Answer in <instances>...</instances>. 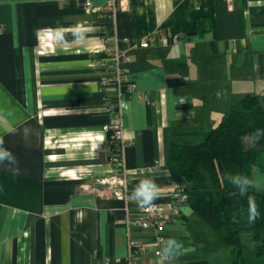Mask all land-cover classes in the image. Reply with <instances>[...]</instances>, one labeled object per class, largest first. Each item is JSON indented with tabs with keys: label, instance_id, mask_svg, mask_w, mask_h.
Wrapping results in <instances>:
<instances>
[{
	"label": "crops",
	"instance_id": "obj_1",
	"mask_svg": "<svg viewBox=\"0 0 264 264\" xmlns=\"http://www.w3.org/2000/svg\"><path fill=\"white\" fill-rule=\"evenodd\" d=\"M90 1L95 10L0 0V147L15 157L0 163V264L116 262L132 240L133 264H264L248 234L235 263L187 204L160 230L125 223L142 209L131 196L140 180L156 183L161 204L181 184L167 163L172 140L198 139L246 94L264 106V0ZM109 34L146 99L115 80L100 86L104 67L93 64L107 58ZM106 95L122 113L128 200L99 182L111 170ZM252 177L264 189V171ZM170 238L182 248L163 260Z\"/></svg>",
	"mask_w": 264,
	"mask_h": 264
},
{
	"label": "trees",
	"instance_id": "obj_2",
	"mask_svg": "<svg viewBox=\"0 0 264 264\" xmlns=\"http://www.w3.org/2000/svg\"><path fill=\"white\" fill-rule=\"evenodd\" d=\"M198 137L172 140L167 157L187 193L185 204L221 245L231 249L235 263L243 259L244 234L256 242L257 254L264 256V189H250L241 196L226 178L237 173L252 177L255 168L264 171V106L259 96H242L216 126ZM249 196L260 213L254 222L248 219Z\"/></svg>",
	"mask_w": 264,
	"mask_h": 264
},
{
	"label": "built area",
	"instance_id": "obj_3",
	"mask_svg": "<svg viewBox=\"0 0 264 264\" xmlns=\"http://www.w3.org/2000/svg\"><path fill=\"white\" fill-rule=\"evenodd\" d=\"M230 9L233 8V0H225ZM83 5L86 9L95 10L92 6L90 0H83ZM155 39L154 35H147L142 38L138 45L140 47H148L150 42ZM124 42H128V38L124 37L121 39ZM104 52L107 58L101 62H95L93 65H101L104 67V73L100 79V86L107 89L108 84L111 80H115L119 83L126 84V90L128 92L135 91L139 99H146V96L135 90V82L128 69L122 68L121 63L128 60V55L126 54V49L119 47L118 41L113 34L106 35L104 38ZM105 106L110 115L108 122V144L110 147V154L108 156V161L111 164V170L109 174L103 178L99 179L100 183L106 184L108 189L116 198L128 200L129 195L127 191V186L129 182L128 169L125 167L123 158V149L126 144L124 128L122 123V113L117 106L112 101L109 95L104 98ZM187 201V193L184 191L181 184H177L172 192V198L165 204L153 203L151 208H142L140 210L139 216L125 221V223L134 226L139 229H152L160 230L165 222L174 220L175 216L179 212L180 206L185 204ZM168 212L167 216L165 212ZM162 240L161 237L158 238V242ZM140 254V248L135 241H130L129 252L124 258L117 260L116 262H95L93 264H133V261ZM160 255V252H157Z\"/></svg>",
	"mask_w": 264,
	"mask_h": 264
},
{
	"label": "clouds",
	"instance_id": "obj_4",
	"mask_svg": "<svg viewBox=\"0 0 264 264\" xmlns=\"http://www.w3.org/2000/svg\"><path fill=\"white\" fill-rule=\"evenodd\" d=\"M256 137L259 136V132L254 134ZM3 141L0 140V145ZM15 163V157L12 153L0 147V163L3 162ZM19 169H15V172L18 173ZM227 180L233 187L239 192L241 196L246 195L250 189L259 190L262 185L261 182L255 177H249L243 174H228ZM159 187L156 183L150 178H144L135 186L132 191V199L135 200L138 205L142 208H151L153 207V201L159 195ZM248 219L249 222H254L260 215L258 211V206L255 202V199L251 196L248 197ZM182 245L174 238H170L164 242V246L161 249V257L163 260H170L179 255Z\"/></svg>",
	"mask_w": 264,
	"mask_h": 264
},
{
	"label": "rangeland",
	"instance_id": "obj_5",
	"mask_svg": "<svg viewBox=\"0 0 264 264\" xmlns=\"http://www.w3.org/2000/svg\"><path fill=\"white\" fill-rule=\"evenodd\" d=\"M211 230V229H210ZM211 232L214 234V232L211 230ZM214 236H215V234H214Z\"/></svg>",
	"mask_w": 264,
	"mask_h": 264
}]
</instances>
